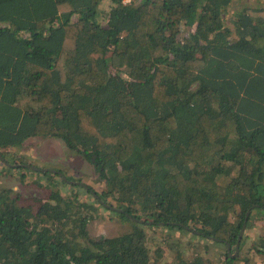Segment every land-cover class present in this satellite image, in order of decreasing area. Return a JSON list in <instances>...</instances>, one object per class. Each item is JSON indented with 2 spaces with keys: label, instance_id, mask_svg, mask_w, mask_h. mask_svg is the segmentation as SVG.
<instances>
[{
  "label": "trees",
  "instance_id": "1",
  "mask_svg": "<svg viewBox=\"0 0 264 264\" xmlns=\"http://www.w3.org/2000/svg\"><path fill=\"white\" fill-rule=\"evenodd\" d=\"M33 137L103 191L27 166L12 149ZM0 155L41 192L0 178V264L264 260V238L244 251L264 219V0H0ZM101 207L132 227L93 236Z\"/></svg>",
  "mask_w": 264,
  "mask_h": 264
},
{
  "label": "rangeland",
  "instance_id": "2",
  "mask_svg": "<svg viewBox=\"0 0 264 264\" xmlns=\"http://www.w3.org/2000/svg\"><path fill=\"white\" fill-rule=\"evenodd\" d=\"M236 5L240 6L239 3ZM12 151L17 157L25 160L26 163L32 164L34 168L63 171L64 175L75 177L74 182L87 185L98 192H102L104 189V182L100 179L91 161L79 152L71 150L64 141L59 138L33 137L27 140L22 147L13 148ZM1 169L2 166L0 165V170ZM23 173L24 171H13L8 173L7 176L0 174V178L4 184L23 193L25 196L40 195V190L32 184L35 178L34 175L30 172L29 175H26V181L23 182ZM67 190L70 192L75 190V192H78L84 199L90 198L88 197L90 196L88 192L84 191L81 187L69 188ZM107 202L106 204L108 207H110L111 204L116 206L117 203L116 200L112 198H109ZM100 212L103 214V217L95 220L90 225L91 233L95 237L119 235L132 227L130 221L121 216L118 217L109 210L101 207ZM162 230L168 231L165 228L161 229V231ZM178 235L180 234L176 233V236ZM245 236L247 243L244 247V251L251 248L254 244L259 243L261 238H264V219L253 221L251 226L245 230ZM198 240L207 242L205 239ZM211 248L208 256L210 262L214 264H224V257H220V255L225 250V246L214 245ZM237 254L238 252H235V255ZM250 254L253 257L251 260L252 263L264 264V260H262L263 257L256 253V248H251ZM244 262V260H240L239 264H244Z\"/></svg>",
  "mask_w": 264,
  "mask_h": 264
},
{
  "label": "water",
  "instance_id": "3",
  "mask_svg": "<svg viewBox=\"0 0 264 264\" xmlns=\"http://www.w3.org/2000/svg\"><path fill=\"white\" fill-rule=\"evenodd\" d=\"M0 158H2V155H0ZM247 215H249V212H248V214ZM246 227V224L244 225V228ZM237 252H238V250H236Z\"/></svg>",
  "mask_w": 264,
  "mask_h": 264
},
{
  "label": "built area",
  "instance_id": "4",
  "mask_svg": "<svg viewBox=\"0 0 264 264\" xmlns=\"http://www.w3.org/2000/svg\"><path fill=\"white\" fill-rule=\"evenodd\" d=\"M123 1L127 3V2H130L131 0H123Z\"/></svg>",
  "mask_w": 264,
  "mask_h": 264
},
{
  "label": "flooded vegetation",
  "instance_id": "5",
  "mask_svg": "<svg viewBox=\"0 0 264 264\" xmlns=\"http://www.w3.org/2000/svg\"><path fill=\"white\" fill-rule=\"evenodd\" d=\"M28 165H29V166H32V164H29V163L27 162V166H28Z\"/></svg>",
  "mask_w": 264,
  "mask_h": 264
},
{
  "label": "clouds",
  "instance_id": "6",
  "mask_svg": "<svg viewBox=\"0 0 264 264\" xmlns=\"http://www.w3.org/2000/svg\"><path fill=\"white\" fill-rule=\"evenodd\" d=\"M38 169V168H37Z\"/></svg>",
  "mask_w": 264,
  "mask_h": 264
}]
</instances>
